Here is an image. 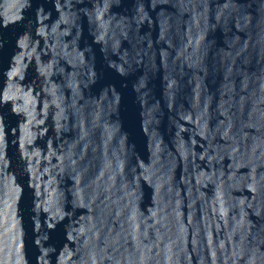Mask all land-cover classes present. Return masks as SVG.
Segmentation results:
<instances>
[{"label": "water", "instance_id": "water-1", "mask_svg": "<svg viewBox=\"0 0 264 264\" xmlns=\"http://www.w3.org/2000/svg\"><path fill=\"white\" fill-rule=\"evenodd\" d=\"M109 0H0V264H77Z\"/></svg>", "mask_w": 264, "mask_h": 264}]
</instances>
